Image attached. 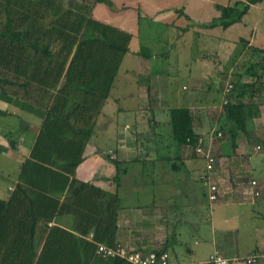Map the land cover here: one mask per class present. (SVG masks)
I'll return each instance as SVG.
<instances>
[{
  "label": "crops",
  "instance_id": "1",
  "mask_svg": "<svg viewBox=\"0 0 264 264\" xmlns=\"http://www.w3.org/2000/svg\"><path fill=\"white\" fill-rule=\"evenodd\" d=\"M110 1L114 9L95 0H59L66 9L89 14L131 35L128 52L76 168V178L117 194L120 209L116 242L123 247L167 251L170 264L173 259L175 264H207L214 253L231 259L233 264H245L243 259L256 253L259 257L255 264H264V100L254 99L247 108L246 134L236 137L234 149L226 138L213 146L217 162L210 181L220 192L214 203L209 201L204 178L205 159L195 155L189 144L176 145L168 126V109L186 106L192 111L193 127L198 133L217 128L219 118L216 122L214 119L217 113L221 118L222 90L234 79L241 83L249 80L245 71L249 65L261 63L264 67V55L247 51L239 55L233 68H228L230 73L224 82L214 74L215 64L206 58L208 53L196 63L190 55L194 64L189 65L187 83L181 89L179 86L174 97L169 81L157 71L156 54L150 44L139 39L140 21L197 32L195 24L210 21L217 15V4L231 1ZM179 11L184 15L180 16ZM217 32L219 38L212 37L215 32L210 30L201 31V36L210 37L204 42L216 43L219 49L230 48L220 60H231L236 47L229 46L228 36L234 42L244 35L243 29L233 26ZM259 40L260 37L251 38L249 44L264 50V40L258 45ZM259 73H263L259 81L264 83V68ZM3 92L0 91V112L5 115H0V122H10L6 117L13 116L19 126L0 124V199H6L17 183L19 167L30 155L42 123L38 116L42 109L34 107L29 112L15 96ZM27 132H32L30 139ZM11 139L15 147L10 145ZM257 145H262L261 152L254 151ZM107 155L129 162L118 183L113 180L116 168L105 159ZM251 179L256 181L252 188ZM57 223L67 229L72 225L69 217Z\"/></svg>",
  "mask_w": 264,
  "mask_h": 264
},
{
  "label": "trees",
  "instance_id": "2",
  "mask_svg": "<svg viewBox=\"0 0 264 264\" xmlns=\"http://www.w3.org/2000/svg\"><path fill=\"white\" fill-rule=\"evenodd\" d=\"M230 1L217 4V15L195 24L194 33L210 30L219 38L217 31L240 25L249 28L248 23L258 21L264 0ZM95 3L114 9L110 0ZM130 38L89 14L64 8L59 0H0V91L15 96L29 112L34 107L43 110H38L42 123L30 155L19 167L17 183L6 199H0V264H130L95 254L97 244L121 246L116 242L119 197L75 176ZM238 39L226 63L216 61V56L206 57L215 64L214 74L222 82L245 51L264 55L247 37ZM259 66L264 68L261 63L249 65L245 71L249 80L234 79L224 87L221 118L217 113L214 119L219 118V126L205 134L193 127L188 107L168 109L170 135L176 145L189 144L192 149L199 139L205 148L210 145L215 162L211 171L205 166L206 180L217 162L214 144L226 138L234 149L236 137L246 134L247 108L254 99L264 100ZM218 133L221 137L212 139ZM10 145L15 147V141L11 139ZM105 159L116 168L113 180L118 183L129 162L108 155ZM62 217L71 219L70 229L57 223ZM252 256L257 261L259 256L253 253L244 262Z\"/></svg>",
  "mask_w": 264,
  "mask_h": 264
},
{
  "label": "rangeland",
  "instance_id": "3",
  "mask_svg": "<svg viewBox=\"0 0 264 264\" xmlns=\"http://www.w3.org/2000/svg\"><path fill=\"white\" fill-rule=\"evenodd\" d=\"M253 14H251V16ZM257 20L258 24L255 23V25H253L248 23L249 28H246V26L245 28L241 27L243 29L242 33L244 34L242 37H247L248 39H258V37H260L258 45H261L264 40V5L263 7L258 8ZM139 25V39L143 44H150L148 45L150 46V50L156 54L157 71L162 75L164 80L167 82L169 81L168 86L171 95L174 97L176 96L179 86L181 89V87L187 83L188 68L190 64L196 63L195 60H201L200 58L203 54L208 53L209 55L216 56V59L218 60L224 53L229 54V50H231L229 48L227 51L226 48L228 47H222L221 49L223 50L221 51V49L215 46L216 43L204 42L206 40L209 41L208 39H210V37L196 34L193 30L182 33L181 31L172 29L164 24L154 23L145 19L141 20ZM212 37L216 36L213 35ZM231 39L233 38L228 36L229 46H232L233 44L235 47V43H237L240 38L234 42ZM217 44L222 45L220 43ZM190 55L192 56L194 63L192 61L190 62V59L188 58ZM214 78L216 77L214 76ZM167 94H170L168 90ZM6 118L12 124L17 127L19 126L16 117L8 116ZM10 122L1 121L0 124L10 126ZM26 135L27 138L30 139L32 132H27ZM0 161H3V159H0ZM175 263L176 261L173 259L172 264Z\"/></svg>",
  "mask_w": 264,
  "mask_h": 264
},
{
  "label": "built area",
  "instance_id": "4",
  "mask_svg": "<svg viewBox=\"0 0 264 264\" xmlns=\"http://www.w3.org/2000/svg\"><path fill=\"white\" fill-rule=\"evenodd\" d=\"M212 139L221 137V134L218 133L215 136H211ZM193 153L199 157H203L206 160V169L207 171H211L214 165V160L212 155L210 154V145L205 148L203 146L202 139H199L197 145L193 146ZM263 149L261 146H256L254 151L261 152ZM208 193H209V201L214 203L218 200L219 197V188L216 184H213L210 181V178L207 180ZM249 184L252 187L256 186V182L253 180L249 181ZM253 193V191H252ZM255 196L258 194L255 193ZM96 255L105 260H124L130 264H170V256L167 251L164 250H136V249H127L122 246L116 247H108L102 244H97L96 246ZM256 258L255 256L249 257L245 260V264H255ZM207 264H233L231 259L224 258L222 255L214 253L210 256Z\"/></svg>",
  "mask_w": 264,
  "mask_h": 264
}]
</instances>
